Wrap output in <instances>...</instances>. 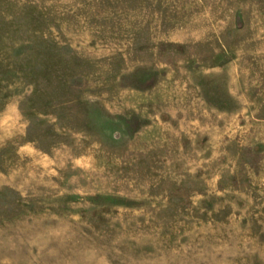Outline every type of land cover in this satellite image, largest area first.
<instances>
[{
    "label": "rangeland",
    "instance_id": "obj_1",
    "mask_svg": "<svg viewBox=\"0 0 264 264\" xmlns=\"http://www.w3.org/2000/svg\"><path fill=\"white\" fill-rule=\"evenodd\" d=\"M0 264H264V0H0Z\"/></svg>",
    "mask_w": 264,
    "mask_h": 264
}]
</instances>
